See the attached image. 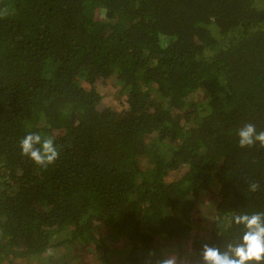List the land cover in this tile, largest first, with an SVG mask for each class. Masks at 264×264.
<instances>
[{
    "label": "trees",
    "instance_id": "obj_1",
    "mask_svg": "<svg viewBox=\"0 0 264 264\" xmlns=\"http://www.w3.org/2000/svg\"><path fill=\"white\" fill-rule=\"evenodd\" d=\"M246 123L264 129V0H0V251L81 240L144 264L157 243L235 242L226 216L264 211ZM29 131L55 137V164L20 155Z\"/></svg>",
    "mask_w": 264,
    "mask_h": 264
},
{
    "label": "clouds",
    "instance_id": "obj_2",
    "mask_svg": "<svg viewBox=\"0 0 264 264\" xmlns=\"http://www.w3.org/2000/svg\"><path fill=\"white\" fill-rule=\"evenodd\" d=\"M237 135L240 148L256 145L264 148V129L257 131L253 123L244 124L238 129ZM19 148L21 156L27 157L34 165L43 169L55 164L60 156L55 137L42 135L38 131L27 132L19 140ZM260 187L259 182L248 181L250 193L259 191ZM226 220L228 231L233 226L240 229V235L235 242L231 239L221 245L202 242L198 250L189 245L183 254L157 253L156 250H150L144 264H264V211L230 212ZM9 257L14 258L13 255ZM3 259L6 258H1L0 261Z\"/></svg>",
    "mask_w": 264,
    "mask_h": 264
},
{
    "label": "rangeland",
    "instance_id": "obj_3",
    "mask_svg": "<svg viewBox=\"0 0 264 264\" xmlns=\"http://www.w3.org/2000/svg\"><path fill=\"white\" fill-rule=\"evenodd\" d=\"M112 87V86H110ZM113 96H108L106 98L107 102H112L111 99ZM180 112V111H178ZM182 114V112H180ZM141 165L143 168H147L150 166L149 160L146 158L141 159ZM171 179H174V175L170 176ZM213 197H216L215 191L212 189L205 190L202 192V196L199 200V204L196 206V212L200 214V216L203 219V224L206 226L208 222L213 218L212 213V204L211 200ZM103 228V226L101 227ZM68 237H70V229L65 233L59 235V237L55 236L53 238V242L57 243L61 240H65ZM117 239H114V241H111L110 239H106L105 244L109 245L111 249H114L115 247H124L126 245V241L124 239H120V237L114 236ZM112 239V238H111ZM178 243L170 242L168 244L164 243H157L156 248L157 253H177V254H183L185 251H187V246L184 248H181L182 246L177 245ZM50 252V255L48 253L44 254H38L34 256H26L23 258H7V255L10 253V248H6L5 251H0V259L2 257H6V259H3L0 261V264H61L62 262H65L66 264H117L118 261H114L113 263H109L110 259L117 257V254L110 252L109 255L106 257L103 254V249H99L98 247H94L89 244H85L81 242V240H76L72 244L66 243L64 245L50 247L48 249ZM52 251V252H51ZM144 254L145 251L141 252ZM52 255V256H51ZM78 256V257H74ZM119 255V254H118ZM127 257L126 253L121 251V256ZM21 256V255H20ZM29 257V259H27ZM52 257V258H51ZM35 258V259H33ZM58 258V259H57ZM146 258V257H144ZM26 259L30 260L29 263H26ZM40 259V260H39ZM117 260V258L115 259Z\"/></svg>",
    "mask_w": 264,
    "mask_h": 264
},
{
    "label": "crops",
    "instance_id": "obj_4",
    "mask_svg": "<svg viewBox=\"0 0 264 264\" xmlns=\"http://www.w3.org/2000/svg\"><path fill=\"white\" fill-rule=\"evenodd\" d=\"M30 260H26V263H29Z\"/></svg>",
    "mask_w": 264,
    "mask_h": 264
}]
</instances>
